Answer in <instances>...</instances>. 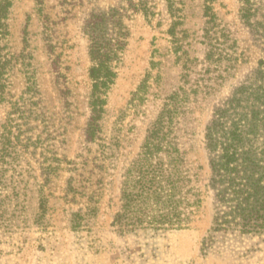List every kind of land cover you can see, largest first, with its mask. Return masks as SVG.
Listing matches in <instances>:
<instances>
[{
  "label": "rangeland",
  "instance_id": "374dc122",
  "mask_svg": "<svg viewBox=\"0 0 264 264\" xmlns=\"http://www.w3.org/2000/svg\"><path fill=\"white\" fill-rule=\"evenodd\" d=\"M255 4L250 25L241 0H0V136L11 142L0 162V264H264V233L215 225L207 146L227 110L216 141L239 127L264 176V0ZM108 13L129 34L90 136L85 24ZM161 118L183 153L191 221L121 231L124 175Z\"/></svg>",
  "mask_w": 264,
  "mask_h": 264
},
{
  "label": "trees",
  "instance_id": "16d2710c",
  "mask_svg": "<svg viewBox=\"0 0 264 264\" xmlns=\"http://www.w3.org/2000/svg\"><path fill=\"white\" fill-rule=\"evenodd\" d=\"M242 17L248 24L256 11V0H241ZM92 60L90 77L93 81V121L89 134L97 130L96 119L107 103V93L117 78L114 63L126 45L128 30L120 15L98 14L85 24ZM144 83V81H143ZM138 91L141 92L142 85ZM137 95V94H135ZM227 110H219L207 129V146L212 169L211 185L216 192L215 225L222 229L240 225L244 233H264V176L244 146V135L239 127L229 131L226 143H219L215 131L223 124ZM161 118L149 131L136 160L127 169L122 190L121 206L113 225L119 230L153 229L179 230L186 227L191 216L183 210V153L168 139ZM0 147V162L9 155L10 140ZM221 148V152H219ZM219 152V153H218ZM163 156H167L166 162ZM187 181H190L186 178ZM191 189L187 191V194ZM185 207L191 204L185 201ZM196 202H200V199ZM187 214V215H186ZM84 215H77L80 226Z\"/></svg>",
  "mask_w": 264,
  "mask_h": 264
}]
</instances>
